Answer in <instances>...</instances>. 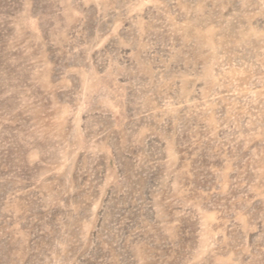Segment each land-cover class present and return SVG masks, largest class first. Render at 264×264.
<instances>
[{"label": "rangeland", "instance_id": "1", "mask_svg": "<svg viewBox=\"0 0 264 264\" xmlns=\"http://www.w3.org/2000/svg\"><path fill=\"white\" fill-rule=\"evenodd\" d=\"M0 264H264V0H0Z\"/></svg>", "mask_w": 264, "mask_h": 264}]
</instances>
